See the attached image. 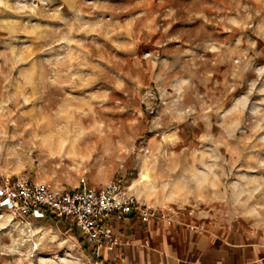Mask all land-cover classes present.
<instances>
[{"label":"rangeland","instance_id":"1","mask_svg":"<svg viewBox=\"0 0 264 264\" xmlns=\"http://www.w3.org/2000/svg\"><path fill=\"white\" fill-rule=\"evenodd\" d=\"M19 176L122 179L264 235V0H0V185ZM16 220L0 203V264L30 252Z\"/></svg>","mask_w":264,"mask_h":264},{"label":"crops","instance_id":"2","mask_svg":"<svg viewBox=\"0 0 264 264\" xmlns=\"http://www.w3.org/2000/svg\"><path fill=\"white\" fill-rule=\"evenodd\" d=\"M38 229L37 256H25V264H264L262 233L239 220L211 223L199 213L158 212L148 221L130 214L114 226L118 241L99 253L68 218Z\"/></svg>","mask_w":264,"mask_h":264},{"label":"built area","instance_id":"3","mask_svg":"<svg viewBox=\"0 0 264 264\" xmlns=\"http://www.w3.org/2000/svg\"><path fill=\"white\" fill-rule=\"evenodd\" d=\"M0 203L17 219L20 244H27L31 250L26 254L28 259L37 256L38 237H43L38 223L46 220L74 221L88 246L99 253L102 247L118 241L114 226L130 214L144 221L158 215V210L139 199L122 179H112L104 185L82 179L76 189L68 190L19 176L0 185Z\"/></svg>","mask_w":264,"mask_h":264},{"label":"bare ground","instance_id":"4","mask_svg":"<svg viewBox=\"0 0 264 264\" xmlns=\"http://www.w3.org/2000/svg\"><path fill=\"white\" fill-rule=\"evenodd\" d=\"M148 178V176L147 175H144V179H147Z\"/></svg>","mask_w":264,"mask_h":264}]
</instances>
